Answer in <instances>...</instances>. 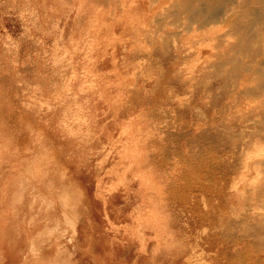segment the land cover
<instances>
[{"label":"rangeland","instance_id":"374dc122","mask_svg":"<svg viewBox=\"0 0 264 264\" xmlns=\"http://www.w3.org/2000/svg\"><path fill=\"white\" fill-rule=\"evenodd\" d=\"M74 1L69 0V5L63 1L59 6L55 0H0V224L7 246L15 252L20 230L24 244L17 254L23 260L17 264L47 263L55 258L52 264H70L77 259L82 264H96L97 257L108 264H211L215 251L206 249L207 243L200 237H206L208 226L201 223L200 213L185 210L170 181L183 169H194L196 161L187 167L178 161L177 154L186 150L190 154L193 147L202 164L213 156L220 164L226 160L230 168L206 177L219 196L201 194L203 209L209 208L214 198V206L223 205L231 212V219L243 213H254L255 217L264 213V204L260 206L263 194L254 195L264 185V178L256 173L258 166L253 167L264 153L260 152L264 148L263 124L226 128L230 113L238 120L250 116L264 95L218 102L210 92L204 93L205 81L214 82V75L205 76L201 85L197 82L199 70L217 59L218 52L234 39L233 34L225 24H213L207 29L219 32L208 36V41L217 36L218 41L197 54L201 40L192 45V30L181 31L187 17L166 11L174 0H147L151 10L147 21H153L152 28L169 27L178 38H186L176 44L192 48L182 58L159 62L144 51L160 50L157 38L144 33L136 38L133 34L136 48L129 46L133 57L124 60L127 55L120 54L117 63L111 61L98 69L97 54L132 39V35L92 34L85 24L91 21L93 0ZM84 2L85 14L74 27L70 24ZM160 15L163 18L159 20ZM177 18L180 21L175 24ZM169 34L167 45L176 46ZM231 54L239 57L236 52ZM230 67L220 72H232ZM120 80L126 81L124 93L108 101L109 87ZM222 86L216 84L215 90L224 92ZM215 111L224 118L218 140L200 138L198 128L207 121L213 123L210 119ZM194 136H198L195 142L191 140ZM235 143L239 144L236 152L240 159L232 169ZM254 143H259L257 149ZM127 149L137 153L138 173L125 175L121 183L118 175L125 172ZM259 168L264 170V165ZM140 175L144 177L142 185ZM253 203L259 205L254 204L255 208ZM149 210L159 215V233L140 220ZM72 214L76 216L72 218ZM250 239L264 245V234L256 233ZM4 248L0 243V264Z\"/></svg>","mask_w":264,"mask_h":264},{"label":"bare ground","instance_id":"6f19581e","mask_svg":"<svg viewBox=\"0 0 264 264\" xmlns=\"http://www.w3.org/2000/svg\"><path fill=\"white\" fill-rule=\"evenodd\" d=\"M45 1L48 2L49 0H45ZM55 1H57L55 3H57V5L59 6H63V1L65 2L64 4H67V5L70 4L69 0H55ZM150 1L152 2V0ZM154 1L156 2V0ZM162 1L163 0H161V2ZM151 2L150 4H152ZM74 3L76 4V0L74 1ZM80 4H81L80 10H78L77 12L78 14H76V18H74L70 24L72 26H74L73 25L74 22L77 23L78 18L80 16L85 14L83 11H86L85 6L87 3L84 2ZM113 6L116 9L113 10ZM62 10L63 12L65 11L64 9ZM166 11H168L170 15L173 14L175 17H179L181 16V14L187 17L185 19H188L187 20L188 23L184 21L185 22L184 29H182L183 27H181V31L183 32V30L184 31L192 30V35L189 38L190 44L192 45L195 44L194 41L201 40L202 42L201 45L199 44L200 46L198 45V50L196 49L197 54L198 52L203 53L202 49L206 45L211 47L215 44L216 41H218V36L210 40V42L208 41V39L210 38V37L208 38V36H210L214 32V30L207 29V28L211 27L213 24H218V23L225 24V26L231 31V33L234 36V39L231 40L220 52H218L216 60L208 62L203 68L199 70L200 77H198L197 82L198 84L200 83V85L202 84V79L205 76L209 75L207 77H210L214 75L216 77L214 82L205 81V84L203 85L204 93L210 92L209 96L216 97L218 102H221L224 98H232V100L241 99L243 101V98L246 97V100H247V98L250 97L251 95L252 96L264 95V0H174L171 7L167 8ZM149 14H151V10L147 7V0H93V2L91 3L90 12H89L91 21L85 24L86 30H89L92 34L96 36H103V35L113 34V33H118V32L127 37L132 35V39L131 38L126 39L118 45L117 43L112 44L107 49H105L104 52L98 53L97 54V56H99V63L97 64L98 69H103L111 61H116L117 63L118 61L117 59L120 58V54L121 56L122 54L127 55L124 58V60L128 59V56L133 57L132 55L133 53L132 54L129 53V46L131 47V49L136 48V44H135L136 40L134 39L133 34L136 36V38L137 36H140L142 33L150 34L157 38V41H156L157 46L159 48L160 47L162 48H160V50H158L157 52H152L150 50L148 51L144 50V51H146L149 57H152L155 55L158 58L156 59V61H159V62H164L166 60L172 59L174 56H178L179 58L180 57L182 58L183 55L185 54L184 52L192 48L190 47L188 49H185L186 48L185 45L176 44L177 42L183 43L186 38L184 36H183V39L178 38L177 36H175L176 31L170 30L169 27L164 28L163 27L164 25L162 27H160L159 25V26H156L155 28H152L151 24L153 23V21H150V20L147 21V19L149 18ZM162 16L163 15H160V17H158L157 19L163 18ZM168 17L171 18V16H168ZM69 19L70 17L68 18L67 21H69ZM169 19L167 20L168 22L172 20L170 19L169 21ZM153 20L154 22H156V18ZM167 21H165L166 24H167ZM175 21H176L175 24H177L179 23L178 21L180 20L177 18ZM161 23L162 21L160 22V24ZM168 24L170 25V23ZM171 25L174 26V23L171 22ZM171 31L173 32L169 34ZM218 32L219 31L216 30L214 33H218ZM168 34L171 36L173 35V38L175 41V43L174 42L173 43L174 45L176 44V46L170 47L169 45H167L166 41L169 37L167 38L166 35ZM160 38L161 40L158 41ZM232 52L238 53L239 57L238 56L232 57V54H231ZM138 53L139 55L141 53L139 49H138ZM184 64L185 63H183V65ZM227 65L231 66L229 70H231L232 72H227V71L223 72V70L220 72L221 68H224ZM169 68H170V65L167 68V70H169ZM187 70H189V67L187 68ZM191 70L192 68L190 69V71ZM178 74L181 75V72H179ZM125 83L126 81L120 80L117 83L113 82L111 84V86L109 87L111 95L108 101L115 99V98H119V96L124 93L125 85H126ZM216 84L223 85L222 88H226V90L224 92L223 91L217 92L215 90ZM183 97H186V96H183ZM261 103L262 104L259 106V108L252 109V114H250V116H247V115L242 116L239 120L234 118L232 113H230V115H228L230 117H227L228 119L230 118V120L226 123V128L251 127V126H256L258 123H262L264 127V101ZM231 110H232V107H231ZM224 111H227V109L225 108ZM216 112L217 111H215L214 116L212 117L213 119H210L213 121V123L209 124L207 121L206 123L200 125V128H198L199 130L198 135L200 138L218 140L217 137L220 136L218 128H223L224 118H221V115H218L219 113H216ZM205 114L207 116V113ZM250 120H252V122L248 124V121ZM244 124H248V125L244 126ZM202 129L204 131H202ZM196 137L198 136H194L193 139L191 140L194 142L197 141ZM258 144L259 143H257V145ZM253 145L255 146L256 144L254 143ZM260 146L262 147L263 145H260ZM238 148H239V144L235 143L233 147V150H234L233 162L230 161L232 165L231 166L232 169H236L237 167L236 161L240 159V157L237 155V152H236ZM190 150H191L190 154L188 150L184 152H177L178 161L182 162L187 167L194 164L195 163L194 161H196V166L192 170L183 169L182 172L178 173L175 179L170 181V186L171 188L175 190V194H177V192L180 193L181 198L179 200L181 204L185 207V210L200 213V217L202 219L201 223L202 224L204 223L205 225L208 226L206 237L204 235L200 237H202V241H205L204 242L205 244L207 243V245L205 246L206 249L210 251L212 250L215 251L214 258L211 261V264H264V245L256 243L255 241H252L250 239V237L252 235H256V233L264 234V213L258 217L253 216L252 214L254 213L252 214L243 213V215L242 216L240 215L239 217H237V219H231L229 218V213L231 212L226 211L223 205L216 203V206H214V203H213L214 198L211 199L212 201H210L208 205L209 208L206 207L205 209H203L201 207V203L199 200V196L201 194L216 193V195L219 196L217 191H214L213 189H211L209 187V184L206 183V177L207 176L212 177L216 174H219L220 170L230 171V168L226 164V160L224 163L220 164L216 161V158H213V156L211 157L210 160L208 158L209 161H205V164H202L203 161H200V155H199V161L196 159V156L198 155V152H196V149L192 147ZM260 152L261 153L264 152L263 147ZM126 154H127L128 160L126 162L125 172L123 171L120 175H118V181L121 183L125 182V175H128L133 171L138 173V170L135 164V161L136 162L138 161L136 151L131 152L130 149H127ZM248 154L249 153H247L246 156L252 155L251 153L249 155ZM245 158L250 159L251 156L245 157ZM255 163L256 164L253 163V165H255L253 167L255 168H256V165L258 166V168L264 165V153L262 154L261 157H259L258 160H255ZM245 165L246 164L243 165V169L246 168L247 165L246 166ZM258 168L257 170L259 169L263 170L262 168H259V169ZM257 170L255 169L256 173H259L260 177L263 179L264 177L262 176L264 174H260L261 171L259 170V172H257ZM244 175L245 174H242V177ZM239 177H240V173H239ZM256 178L257 180L259 179L261 180V178H258V176ZM143 180H144V177L140 175L141 185L143 184ZM239 180H242V178H240ZM249 180H250L249 184H253L252 186H254L253 182L250 183L251 179ZM236 181L237 180H235V182ZM239 182L240 181H238V183ZM254 182H255V179H254ZM262 183L263 182L259 184H262ZM236 184H234V186ZM249 184L247 186H251ZM247 186L246 188H248ZM257 186L258 185H256V187ZM249 190L252 191V188ZM80 193L81 192H79V195ZM260 194H263L264 196V185L261 186L254 193L255 196H258ZM79 195L78 196L76 195V196L79 197ZM220 195H222V190H221ZM190 199L192 200V202H190ZM259 203H262V202H259ZM254 204L259 205L258 203L257 204L253 203V205ZM263 204L264 203H262L260 206H262ZM255 205L254 207L256 208ZM261 210H262V207H261ZM218 214H222L223 216L217 219ZM74 215L72 214L71 217L73 218ZM2 219H4V217H2ZM140 220L141 222L143 221L144 226L145 224L146 225L148 224L149 226L156 228L159 233L161 229V224L159 221V215L156 213V211H152V210L147 211L145 215L142 214L140 216ZM76 222L77 220L75 221V223ZM1 224H0V240H1L0 243L1 245L5 247L3 249L4 255L1 257L3 264H17L18 261L23 260L22 256H20V254H17V253H20L19 247L22 248L24 244V240L21 238L22 232L19 230L18 236H16L19 239L17 242L18 246L15 247L14 249L16 252L15 253L12 249H10L7 246L4 240L3 235H6V234L2 233ZM76 231L79 232L78 227ZM43 234L45 235V233ZM46 236H49V235L46 234ZM261 239H262V236H261ZM42 240L43 239H41L40 242ZM60 245H62V243ZM58 247L60 246L58 245ZM32 249H33V246H32ZM62 249H66V248H62ZM36 250L37 248L33 250V252ZM256 252H257V255H256ZM57 257H58V253H57ZM56 259L57 258L50 260L47 263H45V261L44 262L31 261L28 264H52L53 261H56ZM69 259H67L66 261H69ZM159 260L162 261V259H159ZM26 261L29 262V260H26ZM60 261H62L63 263V259H61ZM196 261L197 260H195V262ZM80 262H81V259H77V260H72L70 264H82ZM95 262L96 264H108L107 260L104 261L103 259L98 258V257ZM84 264H88V262H85Z\"/></svg>","mask_w":264,"mask_h":264}]
</instances>
